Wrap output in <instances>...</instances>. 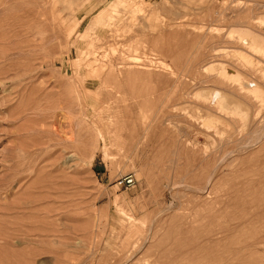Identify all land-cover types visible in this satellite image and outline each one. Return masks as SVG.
<instances>
[{
  "label": "rangeland",
  "instance_id": "rangeland-1",
  "mask_svg": "<svg viewBox=\"0 0 264 264\" xmlns=\"http://www.w3.org/2000/svg\"><path fill=\"white\" fill-rule=\"evenodd\" d=\"M257 17L264 0H0V264H264V101L220 73L264 89Z\"/></svg>",
  "mask_w": 264,
  "mask_h": 264
},
{
  "label": "bare ground",
  "instance_id": "bare-ground-1",
  "mask_svg": "<svg viewBox=\"0 0 264 264\" xmlns=\"http://www.w3.org/2000/svg\"><path fill=\"white\" fill-rule=\"evenodd\" d=\"M65 4V3H64ZM257 17L256 21L260 24L261 28H264V17ZM252 30V29H251ZM264 30V29H263ZM249 31V30H248ZM246 32L245 33V36H247L246 34L250 35L249 36V42L246 43V41H244L246 43V45H248L249 47H251L253 50L255 51H261L263 52L264 51V40L261 41V38H258L257 36H253L251 33L249 32ZM262 35V34H260ZM250 51V50H249ZM264 54V53H263ZM241 57L243 58L244 62L247 64V65H254V60H252V58H248L246 56H243L241 55ZM264 57V56H263ZM261 61L259 60L258 63H260ZM122 63V62H121ZM145 66V65H144ZM251 67V66H250ZM118 68V67H117ZM256 70H260V72L262 73L261 75L264 76V66H261V65H258L256 67ZM233 71V72H231ZM104 72V71H102ZM108 72H110V70H108ZM112 73V72H110ZM222 77H224L227 81H230L231 83H233L234 85H237L241 90L243 91H253L255 93V96L256 97H259V98H263L264 97V89L260 88L259 86L257 87H253V88H250L248 85H247V81L245 79H247V77L245 76L244 73H242L241 71H238V72H235L234 70H231V69H228L227 70V67H223L220 71ZM245 87H244V86ZM251 93V92H250ZM253 93V94H254ZM208 97L207 99L210 101L211 99V96H212V100H214V98H216L220 92L219 91H216V90H213V91H210L208 93ZM252 94V93H251ZM250 94V95H251ZM252 94V95H253ZM249 95V93H248ZM249 95V96H250ZM254 96V95H253ZM254 96V97H255ZM255 97V98H256ZM244 98V97H243ZM261 98V101L264 99ZM231 100V98H229ZM229 99H226V95H223L221 94L219 98H217L213 104V106H219L220 107V110L226 114H230V115H234V117H238L240 118L242 121L246 119L245 115L246 114L245 112H242L241 109L239 108L238 104H236V106H231L230 104H228V101ZM260 101V102H261ZM229 103H232V101H230ZM58 105V104H57ZM230 105V106H229ZM174 107V106H173ZM166 108V107H165ZM261 111V110H260ZM225 114V115H226ZM229 116V115H228ZM227 117V116H226ZM166 121V120H165ZM264 130V129H263ZM264 135V134H263ZM26 206V205H25Z\"/></svg>",
  "mask_w": 264,
  "mask_h": 264
}]
</instances>
